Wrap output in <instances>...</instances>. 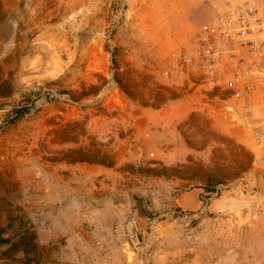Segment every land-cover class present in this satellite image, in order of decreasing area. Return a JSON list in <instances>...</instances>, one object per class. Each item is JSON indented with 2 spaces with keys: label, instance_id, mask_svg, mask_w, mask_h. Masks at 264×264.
Instances as JSON below:
<instances>
[{
  "label": "rangeland",
  "instance_id": "1",
  "mask_svg": "<svg viewBox=\"0 0 264 264\" xmlns=\"http://www.w3.org/2000/svg\"><path fill=\"white\" fill-rule=\"evenodd\" d=\"M237 1L0 0V264H264L257 142L168 71Z\"/></svg>",
  "mask_w": 264,
  "mask_h": 264
},
{
  "label": "built area",
  "instance_id": "2",
  "mask_svg": "<svg viewBox=\"0 0 264 264\" xmlns=\"http://www.w3.org/2000/svg\"><path fill=\"white\" fill-rule=\"evenodd\" d=\"M168 68L219 84L228 95L220 110L232 121L247 119L264 86V0H239L215 14L172 55Z\"/></svg>",
  "mask_w": 264,
  "mask_h": 264
},
{
  "label": "crops",
  "instance_id": "3",
  "mask_svg": "<svg viewBox=\"0 0 264 264\" xmlns=\"http://www.w3.org/2000/svg\"><path fill=\"white\" fill-rule=\"evenodd\" d=\"M255 99L257 108L251 117L244 120V124L247 127L245 137H249L250 143L257 142L253 147L256 151V160L243 179L234 185L231 184L226 192L221 193L219 199L225 206L230 205L234 197L242 201L255 200L264 204V86H258ZM256 137L258 138L254 140Z\"/></svg>",
  "mask_w": 264,
  "mask_h": 264
}]
</instances>
